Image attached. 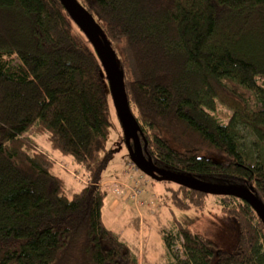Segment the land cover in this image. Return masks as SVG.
<instances>
[{"label":"trees","instance_id":"16d2710c","mask_svg":"<svg viewBox=\"0 0 264 264\" xmlns=\"http://www.w3.org/2000/svg\"><path fill=\"white\" fill-rule=\"evenodd\" d=\"M78 1L116 53L154 164L253 187L264 203V0ZM219 105L232 111L229 123ZM113 109L101 60L60 0H0V264H140L103 222ZM33 131L90 184L70 197ZM178 187L177 208L203 207L207 194ZM222 198L237 250L218 251L175 220L185 259L168 264H264L263 222Z\"/></svg>","mask_w":264,"mask_h":264},{"label":"rangeland","instance_id":"374dc122","mask_svg":"<svg viewBox=\"0 0 264 264\" xmlns=\"http://www.w3.org/2000/svg\"><path fill=\"white\" fill-rule=\"evenodd\" d=\"M217 109L219 120L223 124L229 123L232 111L220 105ZM115 112L113 109V126L107 144L108 151L114 154L101 184L108 192L102 210L104 225L133 249L140 264H168L176 257L185 259L176 221L191 233L211 240L218 251L235 252L239 231L235 220L225 216L222 197L207 195L202 208L190 205L189 209L181 211L176 207L174 197L183 200L185 192L181 193L174 183L157 182L145 173L142 182L134 180V175L126 168L132 159L122 142L124 131ZM28 136L57 161L52 172L65 180L70 197L90 184L87 172L73 159L64 158L50 149L47 137L35 136L34 131ZM167 236L173 244L171 253L166 245Z\"/></svg>","mask_w":264,"mask_h":264},{"label":"water","instance_id":"95a60500","mask_svg":"<svg viewBox=\"0 0 264 264\" xmlns=\"http://www.w3.org/2000/svg\"><path fill=\"white\" fill-rule=\"evenodd\" d=\"M60 1L75 25L80 28L92 47L95 48L97 57L101 60L109 82L112 103L123 127L130 158L135 165L157 182L174 183L182 188L204 195L240 199L254 209L264 226V203L254 194L253 187L214 184L197 177L158 168L154 164L152 157L148 154V142L142 126L139 124L136 115L131 111L130 102H128L125 91L123 71L119 67L118 58L113 47L109 44L107 36H105L104 29L78 0ZM142 140H144L145 147L142 146Z\"/></svg>","mask_w":264,"mask_h":264},{"label":"built area","instance_id":"2783aa9c","mask_svg":"<svg viewBox=\"0 0 264 264\" xmlns=\"http://www.w3.org/2000/svg\"><path fill=\"white\" fill-rule=\"evenodd\" d=\"M130 162H132V161H130ZM131 165H133V168H136L137 169V166L135 165V163L133 162V163H130ZM135 166V167H134ZM137 191H138V189H136Z\"/></svg>","mask_w":264,"mask_h":264},{"label":"crops","instance_id":"0c3cea01","mask_svg":"<svg viewBox=\"0 0 264 264\" xmlns=\"http://www.w3.org/2000/svg\"><path fill=\"white\" fill-rule=\"evenodd\" d=\"M68 159H72V158L70 157V158H68Z\"/></svg>","mask_w":264,"mask_h":264}]
</instances>
